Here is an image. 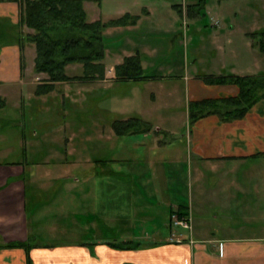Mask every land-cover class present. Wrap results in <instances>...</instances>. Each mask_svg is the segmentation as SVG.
<instances>
[{
	"label": "crops",
	"instance_id": "obj_1",
	"mask_svg": "<svg viewBox=\"0 0 264 264\" xmlns=\"http://www.w3.org/2000/svg\"><path fill=\"white\" fill-rule=\"evenodd\" d=\"M260 1L83 0V8L90 22H107L124 15L137 17L133 23L109 26L103 31L105 37L114 33L124 37V46L120 50L109 52L105 49L101 61L104 65L103 78L56 82L49 93H32V96H28L29 100L38 104L30 101L26 109L21 103L26 98L19 90L15 95H8L4 91L6 85H18L21 81L19 46H3L0 49V98L4 99L5 106L0 112H5L9 107V97V100L12 97L17 100L13 105L15 112L11 113L15 117L20 114L21 117L26 110L29 114H33V109H36L35 113L41 112V104L47 105L46 98H53L51 92L56 89L60 90L61 97L55 100L59 101L61 107V103L66 101L76 102L87 85L92 90L101 85L111 87L113 82L147 90L151 103L147 112L150 109L156 113L157 110L159 114L167 112L166 101L169 95L179 91L180 83L187 101L236 95L238 88L235 85L209 84L202 77L264 74V50H260L261 47L264 49V4L261 5ZM19 18L20 9L16 2H0V22L14 25ZM195 20L201 23L203 20L209 21L210 26L202 23V28L201 23L197 24ZM183 26H187L186 33H180ZM141 30H144L143 33ZM9 31L13 35V29L7 28ZM24 32L30 33L32 30L26 28ZM139 33L143 38L149 34H177L183 38L186 34L190 43L194 42L195 37L201 38L199 49L213 48L218 57L214 52L212 59L217 57L218 64L201 65L197 69L196 57L183 65L179 62L173 65L142 60L143 47L140 41H136ZM133 35H136L134 40L130 38ZM164 47L151 49L148 56L152 58L156 53L169 51L168 47ZM27 54H32L34 62L33 43L24 44L25 61ZM133 55L139 56L143 74L149 78L118 81L115 66L121 64L125 57ZM79 66L82 64H69L65 67V73L69 76L67 71ZM147 68H156L159 74L149 75ZM34 74L39 76L37 79L47 78L44 73ZM45 80L39 81V85ZM73 83L76 90L66 91L65 88ZM154 85L155 89L149 88ZM135 94H127L122 100L131 101ZM158 99L161 103L154 105ZM43 111L47 113L48 106ZM126 112L123 116L127 115ZM131 114L143 118L140 110H131ZM111 115L114 118L108 120L106 137L111 142L109 148H113L114 157L115 151L119 154L123 148H115L117 139L122 135L117 136L111 127L117 113ZM21 124V121L13 123L12 130L15 128L17 135L12 133L9 143L23 148H38L37 135L32 133L26 138L22 129L24 122ZM188 124L186 135L177 139L172 122L165 128L155 125L154 129L158 132L172 133L173 138L167 141L144 139L149 138L150 130L125 134L131 147L138 148L137 155L143 157L139 159L136 156V160H130L141 167L139 170L138 167H130L124 178L123 197L127 205L124 211L127 214L118 238L97 240L92 243V248L84 242L58 244L50 248L35 246L29 251L32 264H264V98L256 102L241 119L223 122L213 114ZM72 140L73 137L65 138V145L66 154L73 156L76 151H68ZM144 149L151 152L146 155ZM145 158L147 170L141 171ZM108 161L118 160L110 157ZM50 173L44 174L51 176ZM25 175V168L19 161L0 162V245L28 241L25 185L22 181ZM179 180L182 185L186 182L187 192L182 193ZM174 211L190 213L192 244L187 240L181 244L169 241L174 231L170 226V216ZM116 220L120 219L114 216L111 222L114 224ZM138 227L141 229L139 233L131 230ZM183 233L188 238L189 234L186 231ZM122 243L136 246L128 249L111 246ZM0 264H26V252L22 248L0 247Z\"/></svg>",
	"mask_w": 264,
	"mask_h": 264
},
{
	"label": "rangeland",
	"instance_id": "obj_2",
	"mask_svg": "<svg viewBox=\"0 0 264 264\" xmlns=\"http://www.w3.org/2000/svg\"><path fill=\"white\" fill-rule=\"evenodd\" d=\"M260 4H264L262 0ZM18 7H20L19 4ZM195 22L201 23L200 20H195ZM202 23L206 27L210 26L209 21L203 20ZM202 23L201 27L203 28ZM163 26L165 27V21ZM186 28L187 26L180 28V33H184ZM25 29L26 27L23 28V31ZM143 31L141 30L142 33ZM134 36L136 35L130 38L134 40ZM123 38L116 33L109 37L103 36L104 51L106 48L109 52L123 48ZM194 39V42L190 43L186 34L183 38L177 34H149L143 38L140 33L136 37V41H140L143 47V54L140 57L142 60L173 65L179 62L183 65L190 62L192 57H196L195 66L197 69L201 65H217L218 53L212 51L213 48L200 50L199 42L202 39L198 37ZM203 40L205 41V39ZM164 46L168 47L169 51H165L164 54L156 53L152 58L148 56L151 49ZM214 52L217 57L212 59ZM20 65V83L6 85L4 91L8 95H15V92L19 90L26 98L21 103L27 109L30 101L38 104L29 100L28 96H32V93L35 95L34 91L39 86L38 82L45 79H37L39 76L36 77L34 74L37 72L34 70L32 54H27L26 61L23 56ZM67 72L69 76H78L82 73V66L72 67ZM147 72L149 75L159 74L156 68H147ZM131 87L130 84L113 82L111 87L101 85L91 90L87 85L76 100L77 103L69 100V102L61 103V107H59V101L55 100L56 97H61L60 90L56 89L51 92L53 98H46L47 105L41 100L43 109H47L48 106L47 113L43 109L41 112L35 113L36 109H33L31 111L33 114H29L26 110L21 117L20 114H18L19 117H15L11 113L15 112L13 106L17 102L15 97L7 99L9 107L5 112L4 110L0 112V162L19 161L20 165L25 168L26 175L22 180L25 185L24 205L28 222L25 229L27 240L34 244L33 247L50 248L58 244L84 242L89 248H92V243L97 240L109 241L120 236L123 222H125L123 219L127 214L124 211V207L127 206L123 197L124 178L129 173L130 167L134 169L138 167L139 170L141 166L137 163L132 164L130 161L137 159L139 150L131 147L128 136L125 134L119 136L120 138L115 144V148H123L121 153L118 154L115 151V155L112 157L113 148H109L111 142L106 137L108 120L114 118L112 113H117L116 122L137 118L139 122L136 121L133 126H128V128L132 127L139 133L150 130L149 138H144L149 141L152 139L157 141L158 138L162 141L172 139V133L170 135L154 129L155 125L165 128L170 122H172L176 139L186 135L189 125L188 101L182 83H180L179 91L174 93L176 95L172 94L174 95L172 98V95H169L165 114H159L157 110L156 113H153L150 109L147 112L151 106L149 92L140 87H134V89ZM152 87L155 89L156 85L149 86V88ZM65 89L66 91H75L76 84H70ZM127 94L128 96L135 94V96L131 101L125 102L122 99ZM154 103V105H159L161 100L158 99ZM131 110H140L143 118L137 114L130 115ZM125 111H127V115L123 116ZM166 118L168 122H166ZM17 121H21L22 124L24 122L22 129L25 130L26 138H29L28 135L32 133L37 135L38 148L29 146L23 148L16 143L13 145L9 143V136L12 133L17 135L16 129L12 130L13 123ZM112 124L113 122L111 127L114 130ZM43 137L45 139L41 140ZM69 137H73V140L68 146V151L72 149L76 151L73 156L66 154L65 138ZM143 151L145 152V149ZM147 152L151 151L146 150V155ZM110 157L118 161H108ZM142 157L139 156V159ZM126 161H129V165ZM143 162L144 168L140 169L141 171L147 170L146 158ZM50 171L52 172L51 176L44 174ZM179 175L181 179V171ZM179 183L182 193L187 192L186 182L184 181L182 185V181L179 180ZM114 216L120 220H116L113 224L111 220ZM131 230L135 233L141 231L139 227Z\"/></svg>",
	"mask_w": 264,
	"mask_h": 264
},
{
	"label": "trees",
	"instance_id": "obj_3",
	"mask_svg": "<svg viewBox=\"0 0 264 264\" xmlns=\"http://www.w3.org/2000/svg\"><path fill=\"white\" fill-rule=\"evenodd\" d=\"M19 4L20 18L17 24L0 22V49L3 46L17 45L21 52L26 42L35 47L34 70L45 73V83L39 85L36 94L49 93L56 82L74 79L95 80L103 78L104 44L103 31L109 26L133 23L137 17L124 15L109 22L88 21L83 8V0H0ZM32 30L24 33L23 28ZM7 28L13 29V35ZM260 50H264L261 49ZM69 64H82L83 72L79 76H68L65 67ZM22 65V64H21ZM117 80H142L149 78L143 74L138 55L125 57L121 64L114 68ZM202 79L209 84L235 85L238 93L233 96L205 98L188 101V122L208 115H217L221 121L229 122L241 119L248 110L264 98V74L259 75H208ZM5 106L0 98V109ZM136 119L114 121L116 135L135 133L132 127ZM34 244L29 241H17L0 245L3 248H22L26 252V264H32L29 256ZM111 246L128 249L136 245L122 243ZM93 255V251L91 250Z\"/></svg>",
	"mask_w": 264,
	"mask_h": 264
},
{
	"label": "built area",
	"instance_id": "obj_4",
	"mask_svg": "<svg viewBox=\"0 0 264 264\" xmlns=\"http://www.w3.org/2000/svg\"><path fill=\"white\" fill-rule=\"evenodd\" d=\"M170 226L174 231L171 232L169 241L176 244H181L187 240L189 244H192L194 241L191 237L192 232V217L190 213H179L174 211L170 216ZM189 234L188 238H185L183 232Z\"/></svg>",
	"mask_w": 264,
	"mask_h": 264
}]
</instances>
